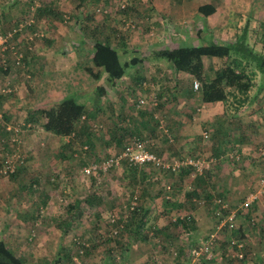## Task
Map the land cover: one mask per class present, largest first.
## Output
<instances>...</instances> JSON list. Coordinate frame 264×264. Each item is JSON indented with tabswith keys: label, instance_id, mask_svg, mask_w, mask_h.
<instances>
[{
	"label": "rangeland",
	"instance_id": "rangeland-1",
	"mask_svg": "<svg viewBox=\"0 0 264 264\" xmlns=\"http://www.w3.org/2000/svg\"><path fill=\"white\" fill-rule=\"evenodd\" d=\"M193 1L202 3L207 0H0V34L5 37V43L0 45V240L21 254L27 264H45L54 260L59 251L65 250L72 254V261L61 264H264V190L248 208L241 207L246 196L260 189L264 174V159L259 157V148L264 146V89L255 96L256 104L252 107L244 109L246 103L239 106L234 97H228V102L224 103L225 118L214 116L203 121L200 115L204 112L199 101L190 105L185 100L188 92H191V96L199 93L200 83L197 81L195 88L189 74L173 70L169 61L154 54L162 48L200 45L211 41L199 38L192 24L188 27L187 24L177 25L174 18L163 12L166 8L168 12L175 13L166 3L174 7V3L184 2L192 7ZM209 1L228 8L222 17L215 14L207 21L201 18L198 23L205 30L214 32V40L220 43L233 40L248 23L249 43L256 50L264 52V0H253L255 8L251 10L252 0ZM157 2L164 5L163 10L154 9ZM40 8L43 10L40 11ZM208 21L212 26L208 25ZM221 21L223 23L219 25ZM225 23L228 27L225 26L223 31L215 30V24L219 27ZM232 23L236 24V28ZM184 28H187V33H184ZM82 38L84 44L80 46L78 42ZM207 38L211 39L210 36ZM96 41L109 46L118 54L120 62L126 63L119 84L108 82L104 67L94 65L92 57ZM18 54H21L19 63L16 59ZM134 59L136 63L133 64ZM203 62L206 74L213 77L215 69L227 60L204 57ZM252 79L254 83L249 95L257 93L260 75L256 73ZM97 85L106 89L103 96L96 94ZM118 94H123L124 104L132 103L131 112L143 107L140 110L146 114L143 117L134 114L131 125L135 129L138 127V132L143 127L139 134L141 140L163 157V162L172 163L183 156L204 159L211 166L204 169L207 175L214 164L222 163L226 167L222 184L210 174L211 181L216 183L213 186L214 202H221L228 212L211 214L210 206L205 205V198L201 197L195 207L183 203L181 210L185 216H190L188 220H193L195 230H192V222L189 221L185 226L168 227L166 234H153L147 223L149 237L146 241H129L127 234L121 236L129 242L127 251L115 247L110 252L109 247L114 246L113 242L106 245L97 243L102 237L101 232L110 233L112 217H123L127 206L137 201L134 197L142 188V171L138 172V181L132 182L133 178L125 177V166L119 160L99 179L85 175L83 168L92 158L84 151L86 144L78 145L85 136L78 139L77 144L72 138L69 139L73 133L60 134V131L46 129L48 118L44 111H54L58 116L61 100L75 97L89 113L77 126L92 125L98 136L95 144L99 156H115L122 144L106 145L105 140H109L106 130L110 126L106 104L108 100L119 103ZM158 94H161L163 104L159 109L151 102L154 98L159 100ZM138 98L143 99L144 103H140ZM184 102L188 112H182L186 107L173 110ZM102 110L105 112L102 113ZM239 113H243L246 119L238 121ZM248 115H254L255 119L250 122ZM28 118L31 120L28 121ZM140 118L142 120L137 121ZM117 121L119 126L126 124L120 119ZM2 124H5V134H2ZM187 128L195 134L194 145L190 141L184 142L185 136H188L185 133ZM249 130L250 137L255 138L251 145L250 140L248 144H232ZM205 132L208 138L204 137ZM228 132L230 136L227 137ZM181 134L184 138L177 139V146L181 143L183 146L175 152L173 149L177 146H173L174 138ZM221 139L224 140V144H221L225 150H216L219 154L216 158L213 148L216 143L220 144ZM225 139L230 144L225 143ZM69 141L73 143L67 147L65 144ZM238 148L240 150H236ZM61 152L66 153L67 157H63ZM231 156L236 159L233 160ZM81 160L88 164L81 165ZM6 164L20 165L28 177L19 183L11 181L4 171ZM196 171H193L194 174ZM163 175L168 177H163L161 182H147L149 191L157 190L160 193L158 207L164 202L163 198L173 199L171 193L175 190L177 194L174 198L183 200V193L193 186L191 176L185 178L182 186L174 187L178 173L172 170ZM30 176L38 179L34 191L20 187L27 184ZM168 185V192L160 189ZM92 192L102 200L87 208L79 204L76 209V200ZM40 194L48 197L40 198ZM144 197L149 203L150 198ZM71 202L75 204L73 209L68 208ZM84 210L89 213L87 217L75 216ZM230 212L235 213L234 225L232 229H226L224 225ZM221 213L222 217L219 218ZM156 214L157 211L151 213L150 223L164 226L167 221L161 217L154 220ZM239 226L245 232V237L240 240L245 247L239 251L241 257L236 255L235 248L227 244L233 229ZM190 236H197L194 245L199 247L206 241L205 236L212 237L209 252L204 251L198 256L192 251L189 256L187 245ZM74 239L93 245L92 252L88 256L82 252L76 254L78 248L73 243ZM224 241L226 244L220 247L219 243ZM214 242L218 245L212 246ZM246 248L249 255L245 261H241ZM203 259L207 261L202 263Z\"/></svg>",
	"mask_w": 264,
	"mask_h": 264
},
{
	"label": "trees",
	"instance_id": "trees-1",
	"mask_svg": "<svg viewBox=\"0 0 264 264\" xmlns=\"http://www.w3.org/2000/svg\"><path fill=\"white\" fill-rule=\"evenodd\" d=\"M39 10L42 11L43 8H40ZM198 11L202 15L208 16L215 12V7L209 3L203 4L198 7ZM247 26L248 23H246V25L242 28V30L236 34L233 40H226L221 43L215 41L214 39L212 40L206 38L208 34L207 32H203V36H202L199 33V31H197L198 37L201 38L203 41H205L206 39H207L206 41H210V40L211 41L206 44L204 43L200 45H183V46L180 45L170 49L162 48L156 50L154 54L157 56V58L169 61L171 63L173 70L177 72L181 71L190 74L195 81H198L200 83L199 93L201 96V100L203 102H214V101L225 102L228 99V97H234V99L238 101L239 106H242L243 104L249 101L250 107H252L253 106L252 103L255 102L254 101L255 96L264 89V52L256 50L253 44H251V42L249 43L247 36V31H248ZM82 44H84L83 38L78 42V45L81 46ZM93 53H94L93 55L94 57H92V61L94 65L104 67L103 69L107 75L108 82H110L111 84L114 83L119 84V82L121 81L119 79H121V77L124 75V71H125L124 69L126 67V63L125 64L121 63L119 60V56L115 51H112L109 46L106 47L105 45H103L101 42L98 41L94 43ZM204 57L210 59H225V61L227 60V62H225V64L222 65L221 67L215 69L213 77H209L204 69V65H203ZM132 63L133 64L136 63L135 59L132 60ZM248 68H250V70H248ZM256 73L260 75L259 83L257 84L258 85L257 93L255 95H249L248 92L254 83L252 77ZM95 92L100 97L105 94L106 89L102 85H97L95 87ZM158 95H160L158 96L159 100L157 101L153 97L154 99L151 102H153L152 105L154 106L157 105L156 108L159 109L160 107H163V104L161 103L162 101L161 94ZM118 96L119 97L117 99H119L118 100L119 103L116 102L117 100L116 101L113 100L115 102H113L112 100H108L106 104L108 106L106 107V109L109 115L110 126L106 130L108 131L109 134L108 135L109 140H105V142L107 146L110 143L122 144V148L119 150V152H117V154H122L125 146L130 141H132L133 138L141 139L140 135L143 131V127H141V130L138 132V127L137 129H135L134 126L131 125V120L134 118V114L138 117H143L146 113L145 111L140 110V108L142 109L143 107L137 108L136 111L131 112L130 111L132 108L130 106L131 102L128 103L127 109H129V111L126 112L125 107L123 108V104H124V102L122 101L123 94L121 95L118 94ZM139 99L140 98H138L137 100ZM58 108H59L58 111L60 110L59 112L60 115L62 114V117L60 118H59L60 115L56 116V113L54 111L51 112H47L48 110L44 111V113L47 115L48 118L45 127L46 129L53 130V132H55L56 130L60 131L61 132L60 134L73 133L69 139L72 138V140L75 141V143H77L76 141H78V139H81L83 136H85V139L82 138L83 140L82 141L80 140L81 145L78 143L77 144L79 146H83V144H86L87 148H85L84 151L87 152L89 157L92 156V158L90 162H88L89 164L87 163V161L81 160V165L88 164L89 166L92 164H101L106 159L110 157H115L117 155L116 154L115 156H109V155L99 156L95 144V139L98 138L95 129L92 127V125L88 126L87 124H81L77 126V123L82 118L87 117L89 113L87 112V109L83 104L77 102L75 97L70 96L63 98ZM236 108L238 107L236 106ZM101 112L104 113L105 111L102 110ZM63 114L65 117L63 116ZM29 119L31 120V118H28L27 120L30 121ZM119 119L123 121L122 123H126V124L119 126L117 121ZM77 127L80 128L77 129ZM1 129L3 131L2 134H5V124L1 125ZM228 136H230L229 132L227 133V137ZM183 138L184 137L182 134L176 136L174 138L175 139L174 146H177L178 143L177 139L182 140ZM219 142L220 144L221 142H223L224 144L223 139H221ZM72 143L73 142L69 141L65 145L69 147ZM225 143L230 144V142L226 139H225ZM182 144L183 143L178 145V147H181ZM217 144L218 143H216L215 145L213 144L215 147L213 148V150H215L214 153H216V150H218V152L224 151L221 148L222 144L221 146H219L218 149H217L218 147ZM104 147H105V143H104ZM146 148L152 153H154L157 157L161 158L160 155H158L154 150L149 149L148 145L146 146ZM181 152H183V150H181ZM61 155H63V157H67L66 153L61 152ZM218 155L219 154L216 153L215 157L218 158ZM259 157H263L264 159V155H259ZM186 158H194L200 160V158L193 156L192 157L183 156L181 158H178V160H183ZM231 158L233 160L236 159V157L233 156H231ZM219 162L221 163V160H219ZM120 163H123V165L125 166L124 171L127 172L125 177L134 179L132 182H136L135 180L138 181L139 179L138 172L139 170L142 171L143 175H141L140 177L141 179L140 184L142 188L141 190L138 191V195L136 194V196L134 197L135 201L137 200L136 201L137 203L134 202L133 205L130 203L129 206H127L128 210L124 211V209H122V213L124 211L123 217L122 216L117 218L112 217L113 220L111 219L110 222L112 226L110 233L105 234L104 232H101L100 236L102 237L97 240V243L100 245L101 244L106 245L110 242H113L114 244V246H112L113 248L108 246L110 252L112 250H115L116 248L123 249V251L129 250V242H127L128 240L146 241L149 237L146 230L147 223H149L148 227L152 229L153 234L157 232L166 234L168 227L170 226L177 227L179 225L185 226V224L189 221L192 222L190 223L192 224L190 225L192 230H195L196 228L195 226H193V220L192 219L188 220L190 216L189 215L185 216L181 211L183 207V203L189 204L191 207H195L199 198L204 197L206 201V202L204 201L206 203L205 205L210 206L209 211L211 212V214L214 215L218 211L222 213L228 212L227 211L228 209H225L226 207H223V204L221 202L218 203L216 202V200L214 202L213 194H215V189L213 186H215L216 183L214 181H211L212 175L210 174L212 173L213 177H215L216 179L218 178L219 180L217 181L218 182L220 181V184H222L221 179L223 173H225L224 166L222 163L221 165L214 164V166L211 168L212 170L208 175L206 171H204V169L210 168L211 166L203 167L201 171L199 172L196 171V174H194L193 172L194 170H196L195 166L191 164L176 168L174 170V173L175 172L178 173L177 175L178 178L176 179L175 177L176 184H174V187L176 185L182 186V183L185 184L186 182L185 178L189 176H191L193 179V186H191L190 190L183 193V197H184L183 200L175 199L174 196L177 194V190L173 191L171 193L173 199L168 197L163 198L164 202L160 207L157 206L158 194L160 193L157 190L149 191L150 187L147 185V182H149L150 180L161 182L162 178L167 176L163 174L172 172V170L164 169L163 167L157 166L150 162L142 165H131L129 164L127 158H121ZM216 163H218V161ZM4 171L7 173L11 181L17 183L21 182V180L24 179L25 177H28L25 172H22V168H20V165L10 166V164L9 165L6 164ZM106 172L108 171H102L101 169L96 168L91 172L89 176L92 175L94 178L99 179V177L105 174ZM217 172L219 174H217ZM37 184H38V179H35L34 177L30 176L27 184L20 187L27 188L29 191H34ZM169 185L167 187H161L160 189H163V191L168 192L170 189ZM259 194H257L256 198H258ZM144 195L146 196V198L147 197L150 198L149 203L145 201ZM41 196L43 197V199L48 197L46 194H40V198ZM219 196H223V195L219 194ZM256 198L250 203V205L256 200ZM101 200L102 197L98 196L96 193L94 192L87 193L81 200H76L75 202L76 209L78 208L79 204H82L84 205V208H87L88 206H92L100 202ZM75 204L71 202L68 205V208L73 209V207H75ZM155 211H157V214L155 215L154 220H157V218L160 217L164 218L167 221V223L164 226L158 227L150 223V215ZM240 211H238V213H240ZM222 213L219 215V218L222 217ZM88 215L89 213L85 212L84 210V211H79L75 216L78 217L81 216L82 218H84L87 217ZM246 216H248V213L245 214V217ZM224 226L227 227L226 229H229L228 222ZM126 234L130 237V239L126 240V238L121 237L124 235L127 236ZM244 237H245V232L243 231V228H241L240 226L234 228L233 232L231 233V237L227 240V244L231 245L230 241L232 239L241 242L240 240L243 239ZM196 238L197 236H190L189 238L187 245L189 246L188 247L189 256L191 255L192 251L197 250L199 247L196 246L197 244L194 245V243L196 242L195 240ZM121 239L123 240V242L121 241ZM207 239L208 236H205L204 240ZM73 243L78 248V250L75 252L76 254H80V252H82L84 256H88L92 252L93 245L91 244L84 243L78 239H74ZM225 244L226 243L224 241L222 243H219V246L222 247ZM241 244L242 246L240 248H238L236 245L232 246L233 248H235L234 250L239 254H241L239 251L245 249L243 242ZM216 245H218L217 242H214L212 244V246H216ZM247 249L248 248H246V250ZM247 253H249V250H247L245 256L241 259V261H245V259H247L249 255ZM71 258H72V254L69 252V250L68 251L65 250L64 252L59 251L57 257L54 260L50 262H45V264H61V263H65V261L71 262L72 261ZM206 261H207L206 259L205 260L203 259L202 263ZM0 264H27V263L21 254L14 252L13 249H11L6 244L5 241L0 240Z\"/></svg>",
	"mask_w": 264,
	"mask_h": 264
},
{
	"label": "crops",
	"instance_id": "crops-1",
	"mask_svg": "<svg viewBox=\"0 0 264 264\" xmlns=\"http://www.w3.org/2000/svg\"><path fill=\"white\" fill-rule=\"evenodd\" d=\"M194 3H193V5H192V7H190V6H187L186 4H184V2H178V3H174V7H173V5L171 4V3H166V4H168L169 6H170V8H172V9H174V14H173V12L172 11H170L169 10V12L167 11V9L166 8H164V10H163V8L162 7H164V5L163 4H158V2L156 3V7L154 8L155 10H158V11H160V9H162L163 10V12H166L167 14H169L170 16H171V18L173 19V21H174V23H176L177 25H180V24H187V26L186 27H188L189 25H193V27H195V29H196V32L197 31H199V33L203 36V32H207L208 34H209V32L210 31H207V30H205V28L204 27H201L200 25H198V23L201 21V18L202 19H206V21H207V19L210 17V16H212V15H215V14H217L218 16H223L224 15V13H225V11H227L228 12V10H226V9H228L227 7H225L224 5L222 6V5H220V4H216V3H213L212 1H209V0H207L206 2H202V3H198V2H195V1H193ZM212 4L214 7H215V12L214 13H212V14H210V15H208V16H204V15H202L201 13H199V11H198V7L199 6H201V5H203V4ZM160 5V6H159ZM155 6V5H154ZM253 8H255V4L253 3V0H252V2H250V10L251 9H253ZM254 14V13H253ZM251 15V14H250ZM253 16V15H252ZM225 19V18H224ZM250 19H251V16H250ZM219 21V20H218ZM223 22H224V20H223ZM222 21L219 23V25H221L222 23H223ZM230 23H231V21H230ZM239 23H241V21H239ZM169 24V23H168ZM207 24V23H206ZM208 25L209 26H212L211 25V23L208 21ZM216 26H215V30H218V31H223L224 29V27L225 26H227L228 27V24L227 23H225V25L224 26H219L218 27V24H215ZM232 25H234V27L236 28V24L235 23H232ZM238 26H240L239 24H238ZM186 30H187V28H184L183 29V31H184V33H187L186 32ZM214 30V29H213ZM207 34V36H206V38L207 37H211V39L213 40L214 39V37H213V34H214V32H210V34L208 35ZM197 36H198V34H197ZM236 36V35H235ZM216 41V40H215ZM221 42H224V41H221ZM203 65H204V62H203ZM204 69H205V72H206V67H205V65H204ZM189 76L191 77V78H189L190 80H193V81H195L194 80V78L189 74ZM187 98L185 99L186 100V103H188V104H190L191 105V103H193L192 105H195L197 102H196V100H198L199 101V104H200V106L202 107V112H204V113H202L201 115H200V119L201 120H203V121H206V120H208V119H210V118H213L214 116H222L223 118H225L226 117V110H224V103H227L228 102V99L225 101V102H222V101H214V102H203L202 100H201V96H200V93H197V94H195L194 96H191V92H188L186 95H185ZM259 102H260V100H259ZM258 102V103H259ZM130 103V102H129ZM185 102L184 103H182V105H179L177 108L176 107H174L173 108V110H177V109H181L182 110V107H186V110H182V112L183 113H186V112H188L187 111V104H186ZM122 104V103H121ZM249 104V105H248ZM254 104H256V102H253L252 103V105H254ZM128 104L127 103H125V105L123 104V108L125 107V109H126V112H128L129 111V109H127V106ZM264 105V104H263ZM250 106V103H249V101L245 104V106H244V109L245 108H247L248 109V107ZM203 108H206V110L205 109H203ZM236 109V108H235ZM124 111V110H123ZM244 113V112H243ZM243 113H239L241 116L237 119L238 121H242V120H244V119H246V118H243ZM212 115V116H211ZM249 116V115H248ZM250 117V122H251V120H253V119H255V116L254 115H252V116H249ZM199 119V120H200ZM263 119H264V116H263ZM140 120H142V118H140L139 120H137V121H140ZM261 120V119H260ZM195 123V122H194ZM186 135H188V136H185V138H184V142H189L190 141V143L192 144V145H194V142H193V139H194V136L193 135H195L193 132H191V130H190V128H187L186 129ZM195 133L197 134V133H199V131L198 132H196L195 131ZM254 137L253 136H251L250 137V130H249V132H247L246 134H244L242 137H240L238 140H234V141H232V144L234 145V146H239V145H243V144H240V143H244L245 142V144H248V141L250 140V145L254 142ZM197 144H198V141H197ZM218 145V147H217V149L219 148V146H221V144L219 145V144H217ZM174 146V145H173ZM175 147V146H174ZM195 148V147H194ZM193 148V149H194ZM222 148V150H225V148H223V147H221ZM192 149V150H193ZM179 150V147L177 146V148H175V149H173V151H175V152H177ZM236 150H240V148H238V149H236ZM173 158H175V157H173ZM224 170L225 171H227V169L224 167ZM260 190V189H259ZM258 190V191H259Z\"/></svg>",
	"mask_w": 264,
	"mask_h": 264
},
{
	"label": "built area",
	"instance_id": "built-area-1",
	"mask_svg": "<svg viewBox=\"0 0 264 264\" xmlns=\"http://www.w3.org/2000/svg\"><path fill=\"white\" fill-rule=\"evenodd\" d=\"M3 43H5V37H3L0 34V45ZM16 59H17V63H19L21 59V54H18L16 56ZM197 86H198V82L194 81V87L196 88ZM139 102L144 103V100L140 99ZM205 137H207V134H205ZM259 151H260L259 152L260 155H264V146L259 148ZM121 158H127L129 164L131 165H142V164L150 162L157 166H161L167 170L168 169L175 170L176 168L191 164L195 166V169L199 172L202 170L203 167L208 166V163L207 162L205 163L204 160L202 159L199 160V159H194V158H186L183 160L177 159L176 161L172 163L163 162L161 158L157 157L154 153H152L146 148L144 141H142L139 138H133L132 141H130L125 146L123 153L120 154L118 157H110L106 159L105 161H103L101 164H92V165L86 166L83 168L84 174L89 176L91 172L95 170L96 168H99L102 171H109L112 167H114L119 162ZM263 190H264V174L262 175V178H261L260 190L257 192L250 193L248 196H246V198L241 203V207H245V208L249 207L250 203L257 197V194H259ZM234 220H235V213L230 212L229 216L226 218V222L229 223L230 228L233 227ZM211 239L212 237L208 238L204 243H202V245L197 250L194 251V253L199 256L204 251L209 252ZM230 243H231V246L236 245L238 248L242 246L241 242L233 240V239L230 241ZM236 255L238 257H241V254L237 252H236Z\"/></svg>",
	"mask_w": 264,
	"mask_h": 264
},
{
	"label": "clouds",
	"instance_id": "clouds-1",
	"mask_svg": "<svg viewBox=\"0 0 264 264\" xmlns=\"http://www.w3.org/2000/svg\"><path fill=\"white\" fill-rule=\"evenodd\" d=\"M195 82H197V81H195ZM194 83V82H193ZM205 134H207L206 132L204 133V137H205ZM205 138H208V134H207V137H205Z\"/></svg>",
	"mask_w": 264,
	"mask_h": 264
}]
</instances>
